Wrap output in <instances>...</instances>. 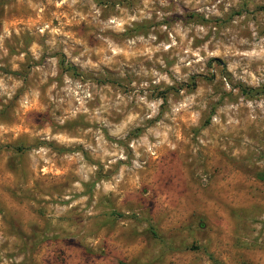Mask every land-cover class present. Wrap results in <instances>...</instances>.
I'll list each match as a JSON object with an SVG mask.
<instances>
[{"label":"rangeland","instance_id":"obj_1","mask_svg":"<svg viewBox=\"0 0 264 264\" xmlns=\"http://www.w3.org/2000/svg\"><path fill=\"white\" fill-rule=\"evenodd\" d=\"M263 177L264 0H0V264H264Z\"/></svg>","mask_w":264,"mask_h":264},{"label":"trees","instance_id":"obj_2","mask_svg":"<svg viewBox=\"0 0 264 264\" xmlns=\"http://www.w3.org/2000/svg\"><path fill=\"white\" fill-rule=\"evenodd\" d=\"M73 74L75 73V69L73 68V67H69L68 68ZM263 179H264V177H263Z\"/></svg>","mask_w":264,"mask_h":264}]
</instances>
